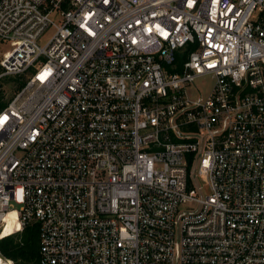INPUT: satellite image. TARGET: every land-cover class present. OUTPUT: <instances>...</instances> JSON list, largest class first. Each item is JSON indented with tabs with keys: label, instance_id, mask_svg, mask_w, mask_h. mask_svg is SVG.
<instances>
[{
	"label": "built area",
	"instance_id": "built-area-1",
	"mask_svg": "<svg viewBox=\"0 0 264 264\" xmlns=\"http://www.w3.org/2000/svg\"><path fill=\"white\" fill-rule=\"evenodd\" d=\"M4 45L0 231L39 264H264V0H0Z\"/></svg>",
	"mask_w": 264,
	"mask_h": 264
},
{
	"label": "trees",
	"instance_id": "trees-1",
	"mask_svg": "<svg viewBox=\"0 0 264 264\" xmlns=\"http://www.w3.org/2000/svg\"><path fill=\"white\" fill-rule=\"evenodd\" d=\"M17 91L25 84L24 76L16 79ZM3 93L0 92V111L7 107L9 101H4ZM0 250L2 254L11 259L14 264H39V224L28 225L21 234L17 230L8 232L0 231Z\"/></svg>",
	"mask_w": 264,
	"mask_h": 264
},
{
	"label": "rangeland",
	"instance_id": "rangeland-1",
	"mask_svg": "<svg viewBox=\"0 0 264 264\" xmlns=\"http://www.w3.org/2000/svg\"><path fill=\"white\" fill-rule=\"evenodd\" d=\"M54 33L53 28H49L47 29L42 37L39 40V44L44 46L48 40L52 37ZM7 49V47L2 46L0 47V50L5 51ZM3 72V70L0 68V74ZM17 76H2L0 77V92L3 93L4 96V101H9L12 97H14V95L17 93V85L18 83L16 82ZM196 84L203 90V91H207L211 85V80L210 79H199ZM16 208L18 210L19 206L16 205ZM11 229H12V223H9L8 227L3 229V230H7L8 232L11 233Z\"/></svg>",
	"mask_w": 264,
	"mask_h": 264
},
{
	"label": "bare ground",
	"instance_id": "bare-ground-1",
	"mask_svg": "<svg viewBox=\"0 0 264 264\" xmlns=\"http://www.w3.org/2000/svg\"><path fill=\"white\" fill-rule=\"evenodd\" d=\"M7 221H8V223H12V225H13V222H12L13 220L11 218H8Z\"/></svg>",
	"mask_w": 264,
	"mask_h": 264
}]
</instances>
